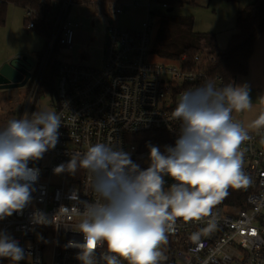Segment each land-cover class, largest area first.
Wrapping results in <instances>:
<instances>
[{
	"label": "built area",
	"instance_id": "obj_1",
	"mask_svg": "<svg viewBox=\"0 0 264 264\" xmlns=\"http://www.w3.org/2000/svg\"><path fill=\"white\" fill-rule=\"evenodd\" d=\"M53 0L47 16L52 32L45 45L43 58L36 60L38 70L24 88L0 89V115L18 112L31 114L36 104L43 72L57 48L72 49L74 31L69 21L70 10L76 5L116 6L115 15L123 13L122 6L103 4L100 0ZM153 5L169 9L167 2L148 0L142 29L128 30L116 26L113 20L105 28L103 65L87 68L63 63L57 79V96L51 102L53 112L60 115L59 143L42 159L29 162L39 169L38 181L33 185L32 203L21 214L0 220V231L18 241L26 258L19 264H80L77 248L65 247L69 240L83 242L77 225L83 218L72 214V207L83 212V204L70 199L77 191L80 201L94 202L97 197L90 188L91 177L80 169L75 176L54 174L53 169L66 163L74 153L83 154L90 145L106 143L123 148L131 154L141 169L149 164V149L144 148V135L162 133L167 142L158 146L175 145L180 122L172 119L181 94L212 82L219 87L228 83L213 73L215 58L200 53L192 60L184 55L179 59H164L154 52L156 35L152 24L156 12ZM31 11L25 12L27 29L34 28ZM36 69V68H35ZM234 84V83H233ZM16 112V113H17ZM235 122L241 121L233 112ZM250 139L241 145L244 152L243 171L250 183L238 189L229 188L228 195L213 206L210 214L200 220L177 219L175 231L168 233L162 247L168 264H264V129L249 130ZM169 141V144H168ZM152 141H150L151 143ZM165 189L174 181L164 178ZM61 206L70 210L61 217L62 224L34 225L31 214L39 210L51 220ZM198 237L193 239V237ZM105 249H99L104 251ZM0 264H10L0 258ZM122 264H127L122 261Z\"/></svg>",
	"mask_w": 264,
	"mask_h": 264
},
{
	"label": "clouds",
	"instance_id": "obj_2",
	"mask_svg": "<svg viewBox=\"0 0 264 264\" xmlns=\"http://www.w3.org/2000/svg\"><path fill=\"white\" fill-rule=\"evenodd\" d=\"M247 84L217 87L212 82L184 91L172 112L180 122L174 146L147 143L150 164L141 169L123 148L98 142L66 163L54 174L75 176L84 169L91 177L94 202L80 201L77 191L70 199L83 204V218L77 225L83 242L69 240L65 247L80 251V264H160L168 233L175 231L177 219L200 220L228 195V189L246 187L249 177L243 171L241 145L251 137L249 130L233 120L232 114L252 108ZM62 119L55 112L25 113L0 129V220L21 214L32 203L33 185L39 169L29 167L59 143ZM250 127L264 129V112ZM174 182L165 189V177ZM70 210L61 206L49 220L33 211L34 225L59 227ZM198 237L194 236L193 239ZM99 249H105L100 251ZM0 258L19 264L26 258L18 241L0 231Z\"/></svg>",
	"mask_w": 264,
	"mask_h": 264
},
{
	"label": "rangeland",
	"instance_id": "obj_3",
	"mask_svg": "<svg viewBox=\"0 0 264 264\" xmlns=\"http://www.w3.org/2000/svg\"><path fill=\"white\" fill-rule=\"evenodd\" d=\"M130 4L128 12L115 15L116 6L104 5H76L70 10L69 21L74 31V44L72 49L58 48L57 60L70 65L87 68H100L103 65V45L105 39L104 29L110 19H115L121 28L140 27L146 18L145 4L148 0H120ZM253 0H238L228 2L225 0H178L173 7L172 14L181 17H191L194 20V31L197 33L214 34L219 49H225L230 36L236 32L235 18L239 11H243ZM137 4V6H135ZM158 12L153 17V35L159 29L160 14L165 12L161 8L152 6ZM25 12L10 7L6 24L0 28V65L18 62L31 77L36 60L33 54L44 48V39L34 31H29L25 25ZM38 58V57H37ZM28 81L25 83L24 88ZM235 85L247 84L250 88L252 108L236 113L242 126L253 130L250 125L264 112V35L255 43L254 52L249 60L248 71L234 82ZM1 89V88H0ZM52 111L51 96L43 95L36 100L34 111ZM16 113V112H15ZM12 114V115H11ZM16 114L0 115V129L5 127L12 119H18ZM255 131V130H253Z\"/></svg>",
	"mask_w": 264,
	"mask_h": 264
},
{
	"label": "trees",
	"instance_id": "obj_4",
	"mask_svg": "<svg viewBox=\"0 0 264 264\" xmlns=\"http://www.w3.org/2000/svg\"><path fill=\"white\" fill-rule=\"evenodd\" d=\"M98 0H86V4ZM103 4H116L119 0H100ZM167 2L169 9H172L178 0H159ZM236 2L238 0H225ZM53 0H0V28L7 21V14L10 7L26 11H31L29 22H34V31L44 39V48L38 53V60L43 58L45 45L52 32V22L47 16V11L52 8ZM168 9V10H169ZM161 13L159 29L155 38L154 52L164 59H179L186 55L189 60L200 53L215 58V65L212 66L213 73L219 74L228 83H234L237 78L247 74L249 60L254 52L256 40L264 35V0H253L243 11H239L235 18V29L225 49H219L214 34L197 33L194 31V20L191 17L175 16L172 12ZM27 26V20L25 21ZM56 47L43 72L37 98L43 95H50L51 102L57 96L56 79L63 62L57 60ZM38 70V65L34 70L33 78ZM18 117L20 113H13ZM12 115V114H11ZM144 148L147 143L158 145L166 144L167 136L162 133H153L143 136ZM169 144V141H168ZM171 146V145H170ZM160 264H168L161 260Z\"/></svg>",
	"mask_w": 264,
	"mask_h": 264
},
{
	"label": "water",
	"instance_id": "obj_5",
	"mask_svg": "<svg viewBox=\"0 0 264 264\" xmlns=\"http://www.w3.org/2000/svg\"><path fill=\"white\" fill-rule=\"evenodd\" d=\"M169 9L168 12H172ZM30 79L28 72L22 64L15 62L11 64H4L0 67V88L13 89L22 87Z\"/></svg>",
	"mask_w": 264,
	"mask_h": 264
},
{
	"label": "crops",
	"instance_id": "obj_6",
	"mask_svg": "<svg viewBox=\"0 0 264 264\" xmlns=\"http://www.w3.org/2000/svg\"><path fill=\"white\" fill-rule=\"evenodd\" d=\"M119 4L122 6V8H123V13L122 14H125L126 12H128V7H131L130 6V4H124L123 2H121L120 0H119ZM135 6H137V4L135 5ZM14 8V7H13ZM173 9V8H172ZM173 11V10H172ZM121 14V15H122ZM111 20H113V22H114V24L116 25V26H118L119 28H121L118 24H117V22H116V18L115 19H110V21ZM143 24H144V22L142 23V25L138 28H136V27H132V28H126V29H128V30H140V29H142V27H143ZM122 29H125V28H122ZM30 31V30H29ZM41 51V50H40ZM39 53V52H38ZM38 53H35V54H33V57H34V59L35 60H37V57H38ZM7 62H4V63H2L1 65H0V67L2 66V65H4V64H6ZM17 112V111H16ZM12 113V112H11ZM15 113V112H14ZM18 113V112H17ZM4 115V114H3Z\"/></svg>",
	"mask_w": 264,
	"mask_h": 264
},
{
	"label": "flooded vegetation",
	"instance_id": "obj_7",
	"mask_svg": "<svg viewBox=\"0 0 264 264\" xmlns=\"http://www.w3.org/2000/svg\"><path fill=\"white\" fill-rule=\"evenodd\" d=\"M104 33H105V29H104Z\"/></svg>",
	"mask_w": 264,
	"mask_h": 264
}]
</instances>
